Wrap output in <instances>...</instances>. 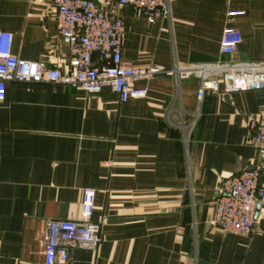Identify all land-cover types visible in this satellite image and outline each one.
Instances as JSON below:
<instances>
[{"label": "crops", "instance_id": "1", "mask_svg": "<svg viewBox=\"0 0 264 264\" xmlns=\"http://www.w3.org/2000/svg\"><path fill=\"white\" fill-rule=\"evenodd\" d=\"M102 2L104 0H98ZM112 4L126 27L122 59L196 66L264 61V0H169L155 23ZM228 9L243 36L221 54ZM0 32L22 59L66 70L68 40L53 0H0ZM148 95L121 102L111 88L88 94L47 82H10L0 102V264H44L46 223L78 218L83 190L96 191L97 250L72 248V264H264V206L248 236L211 228L222 181L260 167L249 117L264 88L197 99L200 78L160 75L136 84Z\"/></svg>", "mask_w": 264, "mask_h": 264}, {"label": "built area", "instance_id": "2", "mask_svg": "<svg viewBox=\"0 0 264 264\" xmlns=\"http://www.w3.org/2000/svg\"><path fill=\"white\" fill-rule=\"evenodd\" d=\"M117 3L140 11L150 23L166 17L170 11L169 0H118ZM53 4L58 34L68 40L66 70L13 54L12 34L0 32V102L5 99L10 82H47L82 88L88 94L111 88L121 102L146 97L148 88L136 84L160 75H170L178 81L199 77V102L208 90L232 93L264 88V61H218L171 68L157 63L146 67L131 65L122 59L126 27L107 0H53ZM245 13L241 9L226 11L221 54L234 53L242 43L243 36L232 21ZM248 125L250 144L264 154V112L250 116ZM260 174L261 168L253 167L222 181L214 214L207 220L211 228L241 236L255 231L258 206H264ZM95 198L96 191L85 188L78 218L47 221L44 264H72V248L97 250L100 247L103 223L93 220Z\"/></svg>", "mask_w": 264, "mask_h": 264}, {"label": "water", "instance_id": "3", "mask_svg": "<svg viewBox=\"0 0 264 264\" xmlns=\"http://www.w3.org/2000/svg\"><path fill=\"white\" fill-rule=\"evenodd\" d=\"M259 208V207H258Z\"/></svg>", "mask_w": 264, "mask_h": 264}]
</instances>
